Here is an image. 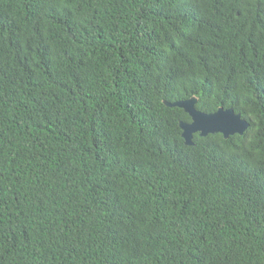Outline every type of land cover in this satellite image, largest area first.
<instances>
[{
  "label": "trees",
  "instance_id": "1",
  "mask_svg": "<svg viewBox=\"0 0 264 264\" xmlns=\"http://www.w3.org/2000/svg\"><path fill=\"white\" fill-rule=\"evenodd\" d=\"M0 264H264V0H0Z\"/></svg>",
  "mask_w": 264,
  "mask_h": 264
},
{
  "label": "water",
  "instance_id": "2",
  "mask_svg": "<svg viewBox=\"0 0 264 264\" xmlns=\"http://www.w3.org/2000/svg\"><path fill=\"white\" fill-rule=\"evenodd\" d=\"M197 97L190 99L168 102V107H179L183 109L191 118V122H180L182 137L187 145H194V135L199 133L201 136L208 134L221 133L225 138L236 133L244 134L249 127V122L242 118L241 114L234 109L220 107L213 113H206L196 109Z\"/></svg>",
  "mask_w": 264,
  "mask_h": 264
}]
</instances>
